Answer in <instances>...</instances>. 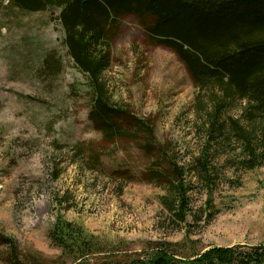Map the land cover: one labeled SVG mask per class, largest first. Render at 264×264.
I'll return each instance as SVG.
<instances>
[{"label":"rangeland","instance_id":"374dc122","mask_svg":"<svg viewBox=\"0 0 264 264\" xmlns=\"http://www.w3.org/2000/svg\"><path fill=\"white\" fill-rule=\"evenodd\" d=\"M42 1L47 9L37 12L0 0V264H74L50 240L58 218L94 236L99 250L83 264L264 246V164L249 169L242 145L221 139L211 149V181L191 172L205 146L206 115L178 56L151 44L137 19L124 20L104 80L133 137L107 142L89 118L88 79L63 47L61 8ZM49 54L55 65L43 68ZM239 109L240 102L224 120ZM134 120L152 126L153 148L184 170L191 187L184 222L163 203L172 201L166 178L150 181L155 152ZM161 172L172 176L171 165Z\"/></svg>","mask_w":264,"mask_h":264},{"label":"trees","instance_id":"16d2710c","mask_svg":"<svg viewBox=\"0 0 264 264\" xmlns=\"http://www.w3.org/2000/svg\"><path fill=\"white\" fill-rule=\"evenodd\" d=\"M19 1L37 12L47 9L42 0ZM49 1L61 8L58 21L64 32L63 47L75 68L88 79L92 99L89 118L105 141L133 137L123 128L124 119L130 116L112 102L104 74L111 67L112 44L121 25L126 18L134 17L151 44L166 47L178 56L197 89L198 113L205 111L207 127L203 126L204 149L192 163L194 176L206 183L211 181V149L221 139L227 145L233 140L242 145L249 156L242 163L249 169L264 164V0ZM51 57L49 54L43 59V68L55 65L50 63ZM238 102V116L224 120ZM133 126L148 136L145 148L155 152L150 181L166 178L172 201L166 196L163 203L184 222L191 187L182 182L183 168L164 148H153L152 126L141 120H134ZM168 163L172 176L166 177L161 169ZM49 235L62 254L75 263L83 264L99 250L93 235L62 218L57 219ZM130 264H264V246L212 247L189 258L161 251Z\"/></svg>","mask_w":264,"mask_h":264},{"label":"bare ground","instance_id":"6f19581e","mask_svg":"<svg viewBox=\"0 0 264 264\" xmlns=\"http://www.w3.org/2000/svg\"><path fill=\"white\" fill-rule=\"evenodd\" d=\"M46 75V74H45Z\"/></svg>","mask_w":264,"mask_h":264}]
</instances>
